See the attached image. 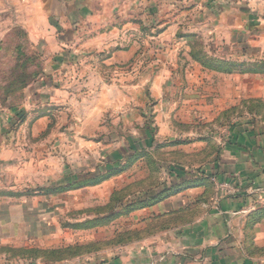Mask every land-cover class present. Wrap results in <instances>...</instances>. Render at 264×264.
I'll list each match as a JSON object with an SVG mask.
<instances>
[{"label": "crops", "instance_id": "crops-1", "mask_svg": "<svg viewBox=\"0 0 264 264\" xmlns=\"http://www.w3.org/2000/svg\"><path fill=\"white\" fill-rule=\"evenodd\" d=\"M29 5L31 18L39 20L45 64L18 104L0 113V190L38 179L29 171L32 160L25 162L29 153L47 179L46 166L58 161L57 150L95 144L101 132L115 134L109 140L116 146L137 149L126 170L89 189L103 186L108 197L122 192L125 199L133 180L120 187L114 181L133 165L149 164L160 148L173 163L164 183L150 190H166L164 198L121 206L120 243L66 260L17 262L2 255L0 264H264V118L254 112L233 118L241 100L264 103V0H29ZM179 63L204 69L194 77L186 69L181 81L199 88L173 98L195 102L183 110L169 102L166 113L153 108L155 126L145 128L144 84L160 100L162 69ZM148 69L153 75L147 77ZM169 80L173 85L179 78ZM211 83L216 103L208 106ZM182 115L180 125L175 117ZM133 123L140 124L136 134L125 131ZM57 127L70 131V138L59 135L37 146L34 137ZM25 130L32 140L22 136ZM49 148L55 149L54 159ZM143 181L137 179L136 187ZM219 183L228 189L219 190ZM14 205L0 198V212L14 211ZM15 226V220L0 219L3 246L15 243Z\"/></svg>", "mask_w": 264, "mask_h": 264}, {"label": "rangeland", "instance_id": "rangeland-1", "mask_svg": "<svg viewBox=\"0 0 264 264\" xmlns=\"http://www.w3.org/2000/svg\"><path fill=\"white\" fill-rule=\"evenodd\" d=\"M32 8H30L29 0H0V113L10 110L18 104L23 91L37 81L45 64V51L42 50L43 41L41 42L38 32L39 23L37 22L39 20L36 22L31 18ZM197 54L198 52H195V55ZM149 56L152 54L150 53ZM177 66L162 69L164 82L159 85L160 100L152 98V85L144 84L143 124L145 128L151 129L152 126H155L151 122L153 108L160 106L166 113L169 102H171L170 107L177 104L182 110L195 102L191 99L184 101L173 98L175 94H180L179 97L183 94L193 95L195 89L199 88L197 84H186L181 81V78L186 75V69L192 77L199 72L203 73L204 69L200 70L197 66L181 67L180 63ZM207 70L217 71L216 68ZM152 72L151 69H148L147 77L153 75ZM173 78H179V81L172 85L169 83V79ZM215 83L208 85L207 93L208 95L212 94L208 106L216 103V98L213 97ZM239 106L240 114L234 116V119H244L253 115V112L257 113L258 117L264 118V103L260 100H241ZM175 118L182 125L185 117L182 115ZM225 118L223 117V119ZM229 118L227 117V119ZM163 119H166L165 122L168 121L167 116ZM196 122L198 123V119ZM139 126L140 124L136 123L129 124L125 131L136 134ZM117 127H119L118 124ZM122 129H124L123 126ZM60 131L61 129L58 127L52 131L48 129L41 132L38 137H34L33 140L38 141L36 143L38 146L40 142L59 139V135H62L63 138H70L72 134L70 131L62 133ZM22 136L26 140H32L31 133L27 130ZM115 136L109 131L101 132L95 136L94 140H98L95 144L84 141V146L76 151L71 148L57 150L58 161L52 160L50 163L48 162L47 168L45 167L48 171L47 179H45V175L40 174L39 167L36 168L34 165L36 157L33 158L29 153L30 158H26L25 162L29 165L32 160L29 171L34 176L38 175V179H33L32 182L22 181L15 190H0V198L15 202V210H10L7 213V207L3 208V211L0 212V219L15 220L16 224L12 230L15 243L10 246H3L0 243V256L10 255L9 261L17 262L30 259L66 260L80 254L107 249L120 243V235L116 232L122 223L120 214L124 208L121 206L132 202L138 196L140 197L141 193L152 190L158 181L164 183V174H167L166 168L168 163H173V159L167 152H163V148L154 150L152 155L154 159H149V164L145 161L133 165L130 171L124 173L127 179L126 176H123L117 182L114 181V186L120 187L118 184L133 180V187L128 191L130 195L125 199H123L122 192L108 197V188L105 189L103 186L90 189V186H85L79 190L66 189L61 192L49 193L54 188L83 183L91 178L95 179V177L100 178L113 170L123 168L126 170L137 146L133 144L127 148L116 146L110 141ZM147 150L152 153L151 149ZM48 151L49 154L52 153L51 158L54 159L55 149L49 148ZM26 174L25 170L24 175ZM143 178L142 185L136 187L137 179ZM56 246L58 248H55ZM12 257L13 260H11ZM1 260L6 262L7 258Z\"/></svg>", "mask_w": 264, "mask_h": 264}, {"label": "trees", "instance_id": "trees-1", "mask_svg": "<svg viewBox=\"0 0 264 264\" xmlns=\"http://www.w3.org/2000/svg\"><path fill=\"white\" fill-rule=\"evenodd\" d=\"M122 171H124V168L123 169H119V170H113L111 173H109L107 175H104V176H102L100 178H96V179H89L88 181L83 182V183L79 182V183L71 184V185H68V186L54 188L49 193L61 192V191H64L66 189H69V190L70 189H79V188H83V187L89 186V185H96L98 183H101V182L105 181L106 179H108L112 175L118 174V173H120ZM165 191L160 192V193L156 192V194L154 192H152V191H146V193L143 196L137 197L135 200H132V202H130L131 204H129V206H132V205L134 206V204L136 202L138 203V205H137L138 207H142V206L148 205L151 202H156V201L164 198V196L167 194V191L166 192ZM46 193H48V192H46ZM151 195H154V196H151ZM143 198H145V199H143Z\"/></svg>", "mask_w": 264, "mask_h": 264}, {"label": "built area", "instance_id": "built-area-1", "mask_svg": "<svg viewBox=\"0 0 264 264\" xmlns=\"http://www.w3.org/2000/svg\"><path fill=\"white\" fill-rule=\"evenodd\" d=\"M219 190L228 189V187L224 183L217 184Z\"/></svg>", "mask_w": 264, "mask_h": 264}]
</instances>
